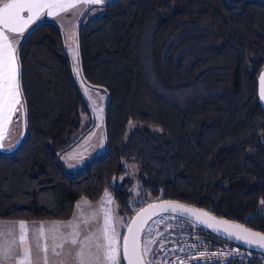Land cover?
I'll list each match as a JSON object with an SVG mask.
<instances>
[{"label": "trees", "instance_id": "obj_1", "mask_svg": "<svg viewBox=\"0 0 264 264\" xmlns=\"http://www.w3.org/2000/svg\"><path fill=\"white\" fill-rule=\"evenodd\" d=\"M61 34L55 23L42 21L20 49L28 133L15 153L0 152V219L66 220L78 198L97 201L109 189L124 215L120 238L140 207L164 199L264 234V104L258 90L264 0H117L96 17L85 15L79 29L83 77L74 74L79 88V82L89 83L103 92L104 105L105 91L110 95L108 147L74 174L56 153L90 121L78 129L87 109ZM20 113L22 136L13 151L25 135L24 106ZM124 161L137 168L139 191L131 202L128 180L113 183L126 172ZM162 217L161 226L168 223L162 248L176 247L172 254L186 264H264V255L183 217L159 214L148 226ZM233 248L237 252L227 255Z\"/></svg>", "mask_w": 264, "mask_h": 264}, {"label": "snow or ice", "instance_id": "obj_2", "mask_svg": "<svg viewBox=\"0 0 264 264\" xmlns=\"http://www.w3.org/2000/svg\"><path fill=\"white\" fill-rule=\"evenodd\" d=\"M86 2L102 3L103 0H86ZM77 8L75 0H0V141L6 139L8 125L13 123V116L22 108L21 91L19 85V66L17 57V44L23 37L25 31L30 25L38 22L44 15L48 17H56L60 13L68 12ZM45 10H47L45 12ZM27 12L25 18L22 13ZM74 72L79 77L80 69L78 65L74 66ZM264 83V75L261 76ZM261 98L264 99V90L261 92ZM91 99V96H89ZM103 100V97H100ZM96 109L94 108L93 111ZM13 147V145H5L0 143V149ZM87 203V201H84ZM112 204L110 194L105 191L101 204ZM264 204V201L261 202ZM156 207L160 212H167L169 209L176 213H187L196 215L198 223H204L207 227L213 228V220L207 212H197L194 209L187 208L180 204L167 203L159 206L150 205L152 209L151 215H147L149 209H142L137 212L136 219H133L128 226V234L123 237V253L121 255V245L119 244L120 233L113 226V214L111 208L103 211V226L98 227L96 231H92L93 221H98L100 212L96 211L89 218H84L78 213L73 214L72 220L67 223H53L49 225L48 235H44L45 226L41 224L40 234H33V240L36 244L37 256L35 261L32 257V249L28 245L25 233L26 225L21 222L19 225V247H23V255L19 252H13L12 247L4 246L0 248V264H6L7 259L13 256H19L17 264H39V253L44 252V264H48V252L51 251L54 257H70L71 260L60 259L53 261V264H121V260L127 261V264H153L148 259L150 253L153 252L151 245L156 243L155 239H149L147 236H141L142 231H146L148 221L152 216L157 215ZM80 208V203L77 204ZM206 217L207 219H201ZM156 222V221H153ZM115 223H120L119 218ZM217 224H224V221H216ZM150 227V226H149ZM61 229H70L71 231H61ZM229 229H237L233 232ZM216 231L221 229L216 228ZM228 232L229 237L235 235L237 240H242L249 245L255 244L264 247V235L249 232L248 229L241 228L239 225H229L223 229ZM41 238L51 239L52 244L45 243L41 249L39 240ZM16 244V241H12ZM95 252H92V248ZM60 249V251H57Z\"/></svg>", "mask_w": 264, "mask_h": 264}, {"label": "rangeland", "instance_id": "obj_3", "mask_svg": "<svg viewBox=\"0 0 264 264\" xmlns=\"http://www.w3.org/2000/svg\"><path fill=\"white\" fill-rule=\"evenodd\" d=\"M111 0H103L102 3H97L95 6H93L89 12L86 14V19H91L93 17H96L100 15L103 12V6L102 4L109 2ZM77 2V8L71 9L68 12L60 13L56 17H48L47 15H44L38 22L42 21H50L55 23L61 30V33L64 38V43L66 50L72 60V64L76 65V24L78 21L79 16L83 12V10L92 2H86V0H75ZM47 10H45L46 12ZM22 15L26 18L28 13L25 11L22 13ZM36 22V23H38ZM35 23V24H36ZM34 25V24H33ZM32 25L29 26V28ZM28 30V29H27ZM26 30V31H27ZM21 39V38H20ZM18 45V44H17ZM17 48V46H16ZM80 83V89L84 96V99L89 106L92 115L94 117V125L93 127L87 131L74 145L68 147L66 150H64L58 157V160L60 164L62 165L63 169L68 174H74L79 169H82L83 166H85L92 158H94L97 155H100L104 153L105 150V139L102 129V119H103V111H104V94L99 88L91 87L88 85H84L83 83ZM89 96H91V99H89ZM103 97V100L100 99V97ZM96 109L93 111V109ZM90 121V116L88 111L82 112L80 117V124L79 128H83L86 124H88ZM130 128H128L125 132V136L128 135L130 131H128ZM22 136V121H21V113L20 111L17 112L13 116V123L8 125V132L6 139L0 141V143H4L7 145H13V147H6L5 149H0L1 153H10L13 151L15 146L19 143ZM124 165L126 167V172L114 179V184H120L124 180H128V200L129 202L133 201L138 194L139 191V185L136 182V174H137V168L135 163L133 162H126L124 161ZM107 191L114 203L112 204H101V199L104 197V193ZM84 201H87V203H84ZM80 203V208H77V204ZM106 208L112 209L113 214V226L117 229L119 233H121V230L124 227V215L121 213L118 209V205L116 203V199L114 198V195L112 194L111 190L105 189L97 201H89L88 199L81 197L78 198L75 201L74 209L72 212V215L70 218L66 220H9V219H0V248L4 246H10L8 244V241L15 240L17 243H19V236H20V228L19 225L21 222H23L26 225L25 233L27 236V241L30 242V247L32 249V257L35 261L37 256V250H36V244L33 240V234H40V228L39 226L43 224L45 226L44 228V235H48L49 231V225L53 223L61 224V223H67L68 221L72 220L73 214L78 213L84 218H89L92 216V214L96 211L100 212V216L98 218V221H93L92 224V231H96L98 227L103 226V211ZM119 218L120 223H115L116 219ZM167 217L162 218H156L151 222L145 232V236H147L149 239H155L156 243L151 245V248L153 249V252L149 254L148 259L153 261V264H177L184 263V260L178 255V254H172L175 252L176 247H170V248H162L164 244L163 235L167 233V227L168 223L165 222L161 226V222L165 220ZM61 231H71L70 229H61ZM144 236V237H145ZM121 238L119 237V244H120ZM39 243L41 245V249L43 248V245L47 243L49 245V249L51 247L52 241L51 239H44L41 238L39 240ZM158 247V249L154 250V248ZM16 244H13V252H19L20 249L15 248ZM92 252H95V248L93 247ZM57 251H60V249H57ZM223 253L226 255V253L222 251L215 250L213 252L214 255H217V253ZM237 252L236 249H232L231 252L227 253L229 254H235ZM172 254L170 257L169 255ZM40 256V262L39 264H44L43 256L44 252L41 250L39 253ZM19 259V256H13L9 259H7L6 264H17V260ZM60 259H66L68 261L71 260L70 257H54L49 250L48 252V264H53V261H58Z\"/></svg>", "mask_w": 264, "mask_h": 264}, {"label": "water", "instance_id": "obj_4", "mask_svg": "<svg viewBox=\"0 0 264 264\" xmlns=\"http://www.w3.org/2000/svg\"><path fill=\"white\" fill-rule=\"evenodd\" d=\"M115 1L117 0H111L109 2H106L103 5H108L110 3H114ZM97 3H92L90 5H88L84 10L83 12L81 13V15L79 16L78 18V21H77V24H76V49H77V56H78V64H79V69H80V74L82 76V70H81V60H80V51H79V29H80V26H81V23L85 17V15L87 14V12L89 11V9H91L93 6H95ZM41 22H38L36 23L35 25H33L27 32L26 34L21 38L18 46H17V57H18V66H19V76H18V80H19V85H20V91H21V95H22V88H21V66H20V58H19V54H20V49H21V46L24 42V40L26 39V37L38 26L40 25ZM61 40H62V47H63V50H64V53L68 59V62H69V65H70V71H71V76H72V80L74 82V84L76 85L78 91H79V94L86 106V109L89 113V116H90V124L89 126L83 131L81 132L78 137L72 141L69 146H72L74 145L87 131H89L93 125H94V117L92 115V112L89 108V106L87 105L85 99H84V96L77 84V80H76V77H75V74H74V70H73V64H72V60L66 50V47H65V43H64V38H63V35L61 34ZM264 75V68L261 70L260 74H259V78H258V90H259V95H260V99L262 101V103L264 104V100L261 98V92L262 90H264V83H262V80H261V76ZM83 77V76H82ZM88 83V82H87ZM88 85L92 86L91 84L88 83ZM94 87V86H92ZM105 91V90H104ZM105 94H106V101H105V105H104V111H103V119H102V129H103V134H104V139H105V150H104V154H106L107 152V135H106V129H105V119H106V113H107V109H108V106H109V101H110V95L107 91H105ZM24 106V109H25V135L21 141V143L19 144V146L14 150L12 151L11 153L9 154H13L15 153L21 146V144L25 141L26 137H27V133H28V129H27V112H26V105H25V102L23 104ZM60 155V152H57L56 153V157L58 158ZM167 203H174V204H180V205H183L187 208H191V209H194L196 210L197 212H207L209 214L210 217H213L214 219L213 220H208V223H212L214 225L213 228H209L207 227L204 223H198L197 222V217L196 215H189L187 213H180L179 211L174 213L172 212L170 209L167 211V212H160L159 211V207H156V212L158 213L157 215L159 214H171V215H176V216H179V217H183V218H186L210 231H212L214 234H216L218 237L228 241V242H231L235 245H238L240 247H243L245 249H248V250H251V251H254L256 253H259V254H262L264 255V247H260L258 245H255V244H252V245H249L248 243L242 241V240H237L235 238V235L229 237L228 235V232L227 231H224L223 229L225 228H228L229 225H239L241 228H245V229H248L249 232H252V233H259L260 235H264L263 233H260L258 231H254L252 230L251 228L241 224V223H238V222H235V221H232V220H229V219H226V218H223V217H218L214 214H212L211 212H209L208 210L204 209V208H199V207H195L193 205H190V204H187V203H183V202H180V201H177V200H169V199H164V200H154V201H151V202H148L146 203L145 205H143L142 207H140L132 216L131 218L128 220L124 230H123V233H122V236H121V240H120V245H121V248H120V251H121V255L123 253V237L125 235L128 234V226L131 224L132 220L133 219H136V214L137 212H140L142 209H149V206L150 205H154V206H159V205H162V204H167ZM151 211L152 209H149V212L147 215H151ZM156 216V215H155ZM154 216H152L153 218ZM201 219H207L206 217H201ZM216 221H224L226 223L224 224H217ZM216 228H219L221 229L219 232L216 231L215 229ZM230 231H233V232H236L238 231L237 229H229ZM122 261V264H127V261H124V260H121Z\"/></svg>", "mask_w": 264, "mask_h": 264}, {"label": "crops", "instance_id": "obj_5", "mask_svg": "<svg viewBox=\"0 0 264 264\" xmlns=\"http://www.w3.org/2000/svg\"><path fill=\"white\" fill-rule=\"evenodd\" d=\"M12 241H13V240L8 241V244H9V245L12 244L11 246L13 247V243H12ZM28 245L30 246V242H29V241H28ZM15 248L20 249L21 252H20L19 255L22 256V255H23V247H19V243L16 242V247H15Z\"/></svg>", "mask_w": 264, "mask_h": 264}, {"label": "flooded vegetation", "instance_id": "obj_6", "mask_svg": "<svg viewBox=\"0 0 264 264\" xmlns=\"http://www.w3.org/2000/svg\"><path fill=\"white\" fill-rule=\"evenodd\" d=\"M245 249V248H244ZM248 250V249H247ZM238 252H241L242 253V251H238Z\"/></svg>", "mask_w": 264, "mask_h": 264}]
</instances>
